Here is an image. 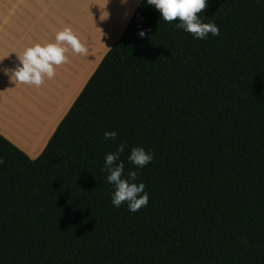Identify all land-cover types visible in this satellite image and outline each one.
I'll list each match as a JSON object with an SVG mask.
<instances>
[{
    "label": "trees",
    "instance_id": "16d2710c",
    "mask_svg": "<svg viewBox=\"0 0 264 264\" xmlns=\"http://www.w3.org/2000/svg\"><path fill=\"white\" fill-rule=\"evenodd\" d=\"M197 15L219 35L142 0L38 158L0 135V264H264V0ZM119 143L149 195L135 213L110 202Z\"/></svg>",
    "mask_w": 264,
    "mask_h": 264
},
{
    "label": "rangeland",
    "instance_id": "374dc122",
    "mask_svg": "<svg viewBox=\"0 0 264 264\" xmlns=\"http://www.w3.org/2000/svg\"><path fill=\"white\" fill-rule=\"evenodd\" d=\"M141 1H33L40 8L41 44L52 42L56 32L69 27L88 49L86 56L69 50L66 53L67 63L57 66L56 75L51 80L45 78L40 86V107L37 108L39 113H36L38 120L30 124L36 126V136L40 140L38 157L102 59L125 32ZM22 125L25 124L21 122Z\"/></svg>",
    "mask_w": 264,
    "mask_h": 264
},
{
    "label": "clouds",
    "instance_id": "9594fccd",
    "mask_svg": "<svg viewBox=\"0 0 264 264\" xmlns=\"http://www.w3.org/2000/svg\"><path fill=\"white\" fill-rule=\"evenodd\" d=\"M159 12V19L166 22L178 21L175 28L192 34L198 40L207 39L208 35H219V28L214 23H203L198 13L206 7V0H146ZM141 37L144 36L140 32ZM86 56L87 47L80 42L71 28L65 27L56 32L54 40L47 43H35L26 47L16 55L18 63L12 69H4L9 79L20 84L40 87L45 78L51 80L56 75V67L67 63L66 53ZM116 131H105L104 140L115 141ZM126 145L119 143L114 152L104 155L103 171L107 173L106 181L112 185L110 202L114 207H120L122 203L127 205L130 212H137L148 204L149 195L145 191V185L137 183V171L130 170L124 175V162L120 160V154L125 151ZM153 159L151 151H145L141 147H132L127 155V160L136 169H142ZM5 163L0 157V166Z\"/></svg>",
    "mask_w": 264,
    "mask_h": 264
},
{
    "label": "crops",
    "instance_id": "0c3cea01",
    "mask_svg": "<svg viewBox=\"0 0 264 264\" xmlns=\"http://www.w3.org/2000/svg\"><path fill=\"white\" fill-rule=\"evenodd\" d=\"M33 1L0 0V135L31 160L40 153L36 126L30 125L38 120L40 87L16 83L4 69L18 63L15 54L40 43V8Z\"/></svg>",
    "mask_w": 264,
    "mask_h": 264
}]
</instances>
